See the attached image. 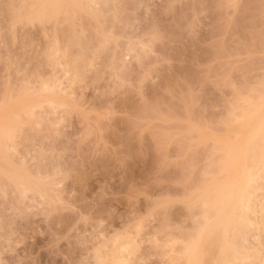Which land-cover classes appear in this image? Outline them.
<instances>
[{"label": "rangeland", "instance_id": "obj_1", "mask_svg": "<svg viewBox=\"0 0 264 264\" xmlns=\"http://www.w3.org/2000/svg\"><path fill=\"white\" fill-rule=\"evenodd\" d=\"M51 1L0 0V264H98L130 236V264H184L264 113V0Z\"/></svg>", "mask_w": 264, "mask_h": 264}, {"label": "bare ground", "instance_id": "obj_2", "mask_svg": "<svg viewBox=\"0 0 264 264\" xmlns=\"http://www.w3.org/2000/svg\"><path fill=\"white\" fill-rule=\"evenodd\" d=\"M44 1L46 2V0H44ZM44 1H42V2H44ZM49 1H51V0H48V2ZM54 1L56 2V0H54ZM89 1L93 4L96 3L98 5L99 2L104 3L105 0L104 1L103 0H89ZM47 3H46V5L45 4L43 5L42 3L40 4V0H39V4L41 6L43 5L42 7H44V8L39 7V8L43 9V10H41L37 7V8H35V10L36 9H37V11L40 10L41 11L40 14H42V12L45 11L44 10L45 7H46V9H49V10H46L48 12L51 9V13H52L53 9H55V10L57 9L56 6H55V8H53L52 6H51L52 7L51 8L49 6L50 7L49 8L47 6ZM56 3H58V0ZM62 4L63 3H61V6H62ZM48 5H49V3H48ZM50 5H54L53 2ZM58 6L60 7V5H58ZM64 7H65V5H64ZM35 10L33 11L34 13H35ZM54 12H56V11H54ZM48 14L50 15V13H48ZM42 15H44V14H42ZM49 15H47V17ZM52 15L53 14H51V16ZM37 16H39L38 12H37ZM45 16H46V14L44 15V18H45ZM41 19H42V17H41ZM59 80H61V79H59ZM45 86H47V85H45ZM53 87H54V85H53ZM49 88H51V87H49ZM258 102H260V101H258ZM263 103L264 102H262V104ZM253 106H255V105H253ZM253 106L247 107L246 109L250 110V111L245 110L246 112L242 115V116L246 117V120L244 121V123L242 122L243 125H242V130H241L243 133V135H242L243 136V140H242L243 145L241 144L242 145V156H243L241 177H233L232 179L229 177L231 179V182L229 181L230 179L228 180L230 183L227 182V180H226V182L221 184L222 186L219 185V191H217L218 187L216 189L214 188L216 191L215 192L216 195L214 193L215 198H211V196H209L208 198H210V199L205 198L203 200V202L205 201L203 204H205L206 201L211 200V202L209 201L210 204L208 202H207V204H205V206L206 205L208 206V204H209V207H208L209 210H208V208H206L208 211L206 210V212H204V214H206V217L204 218L203 224L200 225V227L201 226L202 227L201 228L198 227L200 229H198L197 230L198 232H196V234L194 236H192V238H191L192 240L188 239L190 242L185 243L186 246L184 248V251H182V253L186 255V256L184 255V257H185L184 264L185 263L186 264H201L202 261L205 262L206 261V260H204L206 258L205 256L209 255V254H207L208 251H206V250H208L211 247V245L214 244L213 243L214 240H215V242L219 241L218 244L220 243V245H218L217 243H216L217 245L215 244L219 248V249L217 248L218 249L217 253H219V256H218V254L217 255L214 254V256H216L217 259H215L216 257H213L211 264H264V113L262 114L260 109H258V108H260L259 104L256 106L257 108H255V109ZM251 109H254L252 111H255V113H253V115H251V113H250V112H252ZM3 127L4 128H1V129H3L6 132L7 130H5V127H7V126L5 125ZM3 130L1 132H4ZM7 134H4V135H7ZM1 136H0V138H3V136L2 137ZM230 150H232V149H230ZM233 153L234 152H232V154ZM237 160H236V162L238 163ZM227 163H228V161H227ZM227 163H226V165H227ZM239 164L241 165V163H239ZM231 170H232V168H231ZM231 174H232V172H231ZM223 184H224V186H223ZM207 193H208V191H207ZM210 208H213V210ZM210 211L212 212L211 214H210ZM195 227H197V226H195ZM217 230H219V232H218L219 234L216 235ZM213 232L214 233L216 232L215 235H216V237L219 236V238L215 239V237H214V240H212L213 239L212 236L214 235ZM220 233H221V235H220ZM210 237L212 239H210ZM251 237L253 238V241H251V239H252ZM117 239H115V240H117ZM121 239H122V237H121ZM121 239L120 240L118 239L119 241H116V243L114 242L115 247L113 246L114 249H112L113 251L110 254H108L107 256L104 255L105 257L98 255V256H100L99 259L97 258L98 264H106V263H109V264H130V262H131L130 255L132 257V254L137 251L139 246H138L136 240L134 239V237L132 239L130 236L127 240L124 239V241ZM217 239H219V240H217ZM174 240L175 239H173L171 241L172 244L173 243L176 244V242H178L177 241L178 238H176L175 242H174ZM208 240H209V243H208ZM168 242H170V240L167 241V243ZM171 242H170V244H171ZM167 245H169V243ZM170 246H172V245H170ZM208 246H209V248H207ZM174 247H175V245H174ZM177 247H179V245ZM171 253H173V251ZM210 254H211V252H210ZM176 257L177 256H175V258ZM108 258H110V260ZM180 258H179V260H180ZM176 260H178V258H176ZM213 261H214V263H213ZM204 262H202V264ZM177 263L179 264V262H177Z\"/></svg>", "mask_w": 264, "mask_h": 264}]
</instances>
